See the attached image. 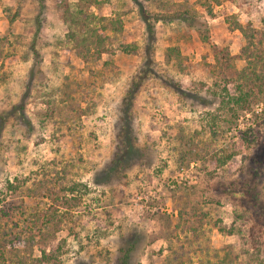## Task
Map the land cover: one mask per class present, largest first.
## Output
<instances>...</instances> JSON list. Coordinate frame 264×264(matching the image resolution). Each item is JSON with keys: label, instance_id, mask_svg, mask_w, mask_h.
<instances>
[{"label": "rangeland", "instance_id": "1", "mask_svg": "<svg viewBox=\"0 0 264 264\" xmlns=\"http://www.w3.org/2000/svg\"><path fill=\"white\" fill-rule=\"evenodd\" d=\"M67 1L0 0V264H264V93H228L264 0Z\"/></svg>", "mask_w": 264, "mask_h": 264}, {"label": "trees", "instance_id": "2", "mask_svg": "<svg viewBox=\"0 0 264 264\" xmlns=\"http://www.w3.org/2000/svg\"><path fill=\"white\" fill-rule=\"evenodd\" d=\"M61 4L59 5L60 15L63 19L70 18V20H73L72 17H69V13L72 12L70 9V5L67 3V0H61ZM81 1V0H80ZM79 3H77L74 6V10H80L78 9ZM81 20L76 21V26L79 28L78 33H76V36L73 33L72 38H75L74 42L76 46L84 47V50L86 53H89L91 49L94 50V52L99 56L104 50H105V41L107 40L108 36L101 33L103 29H106L107 27L112 31H117L120 19L115 18H108V17H100L97 21H105L107 20V25H100L99 28L96 27V21L94 18L96 16L92 14H83L81 17ZM80 19V17H79ZM118 25V27H116ZM151 24H148L146 26V29L150 31V35L152 34L151 30ZM236 29L240 30V32L243 34L246 43L241 48V56L245 60L246 65L239 71L235 70L233 71L232 75L237 77V80L239 81V84L235 85L232 89L228 88V86L231 84V81L227 79L225 76L226 81V88H228V93L230 91L235 90L238 92L236 97H232V100L235 103H244L249 101H255L259 96H261L264 93V46L263 39L260 35V32L254 28H251L249 26H244L240 23L236 24ZM263 34V33H262ZM71 40V37H69ZM122 50L125 51H134L131 45L125 44L122 46ZM153 69L150 63V60L148 57L144 58V61H142L141 64V74L139 75V78L136 79V81L133 82L132 87L127 91V96H129L128 100H132L133 95L135 94V86L138 85L139 82L143 78H146V76H149L150 74H153ZM168 85L172 86L176 91H180L181 87L179 83H175L172 81V79L167 80ZM134 88V89H133ZM231 94V93H230ZM233 94V93H232ZM235 95V93H234ZM128 102V104H129ZM244 104H242L243 106ZM13 109H17L20 111L19 116L24 117L23 113V105L18 104L13 107ZM128 109V108H127ZM128 112V110H127ZM124 120V119H123ZM123 122H129L124 120ZM127 129V126H126ZM125 125L123 126L122 132L124 135H126V138H122V144H129L130 143V137L126 133ZM130 134V131H129ZM264 160V158H262ZM246 194L249 197V203L255 208V210L260 214L262 217L263 223H264V207L260 205L259 198L256 195H253L252 190L246 191ZM32 239V237H29ZM49 259V256L46 254L44 250L41 251V255L38 259H35L37 262L41 261H47ZM121 264H127V252L124 256L121 258ZM227 255L224 256V258L221 260V264H227ZM16 264H27V261L19 259Z\"/></svg>", "mask_w": 264, "mask_h": 264}, {"label": "built area", "instance_id": "3", "mask_svg": "<svg viewBox=\"0 0 264 264\" xmlns=\"http://www.w3.org/2000/svg\"><path fill=\"white\" fill-rule=\"evenodd\" d=\"M183 174H185V171H182V172H180L178 175H179V177L182 179V177H183ZM172 186H174V185H171V187Z\"/></svg>", "mask_w": 264, "mask_h": 264}]
</instances>
